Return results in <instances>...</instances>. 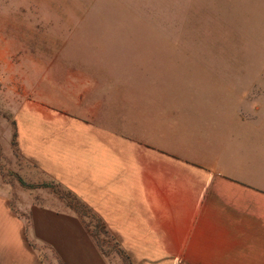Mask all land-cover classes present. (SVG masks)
<instances>
[{"label":"rangeland","instance_id":"374dc122","mask_svg":"<svg viewBox=\"0 0 264 264\" xmlns=\"http://www.w3.org/2000/svg\"><path fill=\"white\" fill-rule=\"evenodd\" d=\"M37 209L114 264H264V0H0V212Z\"/></svg>","mask_w":264,"mask_h":264},{"label":"crops","instance_id":"0c3cea01","mask_svg":"<svg viewBox=\"0 0 264 264\" xmlns=\"http://www.w3.org/2000/svg\"><path fill=\"white\" fill-rule=\"evenodd\" d=\"M182 168L186 170L184 166ZM136 186H139L138 179ZM137 204L143 218L145 213L151 217L149 222L139 219L131 225L136 229L135 243L150 244L154 250L153 254H148L150 258L144 259H155L162 250L168 253L163 245L170 243V239H162L160 229L172 228L174 224H166L159 218L160 211L145 202L144 192L141 196L138 194ZM2 216L0 212V264H114L112 255L102 251L82 223L70 214L37 209L28 225H22L16 218L4 219ZM145 228L152 229L151 234L144 236ZM123 239L129 243L128 237ZM173 241L175 244L176 239ZM1 252L7 254L3 259ZM142 258L136 254V264H153L142 262Z\"/></svg>","mask_w":264,"mask_h":264}]
</instances>
